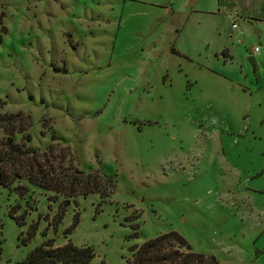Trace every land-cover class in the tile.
<instances>
[{"label": "rangeland", "instance_id": "1", "mask_svg": "<svg viewBox=\"0 0 264 264\" xmlns=\"http://www.w3.org/2000/svg\"><path fill=\"white\" fill-rule=\"evenodd\" d=\"M215 1L179 24L178 0H0L5 109L30 116L33 145L69 147L116 183L71 197L58 229L64 195L25 179L23 195L0 187V264L51 238L92 245L88 264H126L133 244L170 230L220 264H264V0L236 28ZM232 29L245 51L231 57Z\"/></svg>", "mask_w": 264, "mask_h": 264}, {"label": "trees", "instance_id": "2", "mask_svg": "<svg viewBox=\"0 0 264 264\" xmlns=\"http://www.w3.org/2000/svg\"><path fill=\"white\" fill-rule=\"evenodd\" d=\"M6 103L0 98V187L13 188L23 195L29 190L26 184L21 183L25 179L54 191V200L64 195L65 199L52 219L55 229L62 222L71 197L91 193L108 196L114 191L116 183L112 175L100 169L86 172L74 162L69 147L57 151L52 143L44 149L33 145L31 135L22 134L32 124L30 116L23 115L22 111L5 109ZM18 134H21L20 138H17ZM17 211L11 209L10 215L18 224L25 225V217L18 216ZM79 220L76 214L68 232L75 229ZM39 223L38 220L29 225L22 238L23 244L30 243L36 236ZM139 226L137 222L132 224L134 236L139 235ZM54 241L51 238L36 245L20 264H88L95 256V249L90 244L79 245L72 239L64 244H55ZM131 251L126 264H220L215 254L195 251L188 239L177 230L135 243Z\"/></svg>", "mask_w": 264, "mask_h": 264}, {"label": "crops", "instance_id": "3", "mask_svg": "<svg viewBox=\"0 0 264 264\" xmlns=\"http://www.w3.org/2000/svg\"><path fill=\"white\" fill-rule=\"evenodd\" d=\"M197 0H178V5L172 3V10L174 11L175 15L177 16V22L179 24H182L183 21V14L189 15L193 12H201V13H216V10L214 5L216 4L215 0H207V3H201L200 1L196 2ZM227 7V15L228 17H232V28H236L234 26V21L238 19L239 17L248 16V18H255L256 16V5L257 2L260 0H219L220 4L222 2ZM237 12L238 16H235L234 13ZM190 16V15H189ZM263 16H259V18H263ZM228 37L226 39L227 44L230 42V45L225 44L222 49L224 52L227 53L229 56H234L235 53H240L241 51H245L244 47L240 46L239 48H236L237 46L234 45V38H235V31L232 29V32L229 34H226ZM234 45V46H233ZM173 50L177 53L183 55L184 53L178 49L177 47L173 46ZM252 53V51H251ZM251 56V55H250ZM254 56V55H253ZM256 62V61H255Z\"/></svg>", "mask_w": 264, "mask_h": 264}, {"label": "water", "instance_id": "4", "mask_svg": "<svg viewBox=\"0 0 264 264\" xmlns=\"http://www.w3.org/2000/svg\"><path fill=\"white\" fill-rule=\"evenodd\" d=\"M249 60H250V62L253 64V65H255V57L253 56V55H251V56H249Z\"/></svg>", "mask_w": 264, "mask_h": 264}, {"label": "built area", "instance_id": "5", "mask_svg": "<svg viewBox=\"0 0 264 264\" xmlns=\"http://www.w3.org/2000/svg\"><path fill=\"white\" fill-rule=\"evenodd\" d=\"M234 15H235V16H238V13L235 12ZM233 24H234V26H236V22H234ZM259 50H260V47L257 46V47L255 48V51H259Z\"/></svg>", "mask_w": 264, "mask_h": 264}]
</instances>
